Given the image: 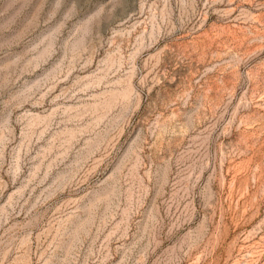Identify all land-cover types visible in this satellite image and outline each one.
Listing matches in <instances>:
<instances>
[{
    "label": "rangeland",
    "instance_id": "374dc122",
    "mask_svg": "<svg viewBox=\"0 0 264 264\" xmlns=\"http://www.w3.org/2000/svg\"><path fill=\"white\" fill-rule=\"evenodd\" d=\"M0 264H264V0H0Z\"/></svg>",
    "mask_w": 264,
    "mask_h": 264
}]
</instances>
